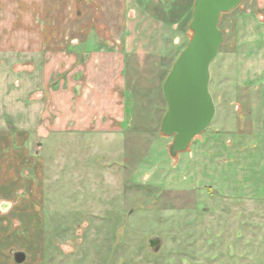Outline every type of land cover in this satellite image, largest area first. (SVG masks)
I'll list each match as a JSON object with an SVG mask.
<instances>
[{
    "label": "rangeland",
    "instance_id": "1",
    "mask_svg": "<svg viewBox=\"0 0 264 264\" xmlns=\"http://www.w3.org/2000/svg\"><path fill=\"white\" fill-rule=\"evenodd\" d=\"M248 1L221 15L215 115L188 150L159 131L170 68L145 64L127 66L117 129L33 138L19 203L0 200V264H264V110L235 49Z\"/></svg>",
    "mask_w": 264,
    "mask_h": 264
},
{
    "label": "crops",
    "instance_id": "2",
    "mask_svg": "<svg viewBox=\"0 0 264 264\" xmlns=\"http://www.w3.org/2000/svg\"><path fill=\"white\" fill-rule=\"evenodd\" d=\"M248 2L235 42L236 61L243 68L245 95L258 91L264 110V0ZM193 3L0 0L4 210L17 205L27 187L28 166L37 162L33 138H42L45 131L86 133L114 125L117 129L125 110L127 66L171 69L187 45ZM262 120L264 124V114Z\"/></svg>",
    "mask_w": 264,
    "mask_h": 264
},
{
    "label": "water",
    "instance_id": "3",
    "mask_svg": "<svg viewBox=\"0 0 264 264\" xmlns=\"http://www.w3.org/2000/svg\"><path fill=\"white\" fill-rule=\"evenodd\" d=\"M243 0H194L189 29L191 38L173 63L162 84L166 103L160 133L172 137L171 157L188 150L192 140L205 131L215 115L209 92L211 62L223 43L219 29L222 14L235 10ZM15 264H23L26 254L12 253Z\"/></svg>",
    "mask_w": 264,
    "mask_h": 264
}]
</instances>
